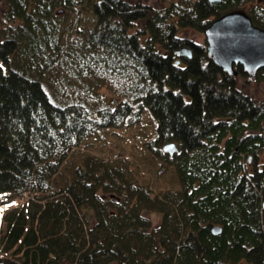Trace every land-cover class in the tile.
I'll return each mask as SVG.
<instances>
[{
  "label": "trees",
  "instance_id": "trees-1",
  "mask_svg": "<svg viewBox=\"0 0 264 264\" xmlns=\"http://www.w3.org/2000/svg\"><path fill=\"white\" fill-rule=\"evenodd\" d=\"M237 10L264 29V0H0L1 262L264 264V94L187 33Z\"/></svg>",
  "mask_w": 264,
  "mask_h": 264
},
{
  "label": "water",
  "instance_id": "water-1",
  "mask_svg": "<svg viewBox=\"0 0 264 264\" xmlns=\"http://www.w3.org/2000/svg\"><path fill=\"white\" fill-rule=\"evenodd\" d=\"M204 37L207 56L230 76L237 75L235 65H240L250 79H254L257 71L264 67V29L255 27L245 11H231L214 19L204 30ZM190 51L185 46L176 53L189 58ZM161 149L169 155L177 151L173 142L165 143ZM212 231L217 233L219 229L213 228ZM0 264L4 263L0 261Z\"/></svg>",
  "mask_w": 264,
  "mask_h": 264
},
{
  "label": "rangeland",
  "instance_id": "rangeland-1",
  "mask_svg": "<svg viewBox=\"0 0 264 264\" xmlns=\"http://www.w3.org/2000/svg\"><path fill=\"white\" fill-rule=\"evenodd\" d=\"M144 3L150 4L152 6L162 8L165 5H167L171 0H142ZM190 37L193 38L198 43H203L205 38L203 32L200 31H192L189 32ZM184 33V34H187ZM182 34V33H181ZM238 86L242 87L243 89L249 88L250 91H255V88L258 90V96L261 97L264 94V83L256 84L255 80H239ZM137 129L131 128V129H121L118 130L120 132V135H114V137L107 135L106 138H104L102 141L98 139H93L96 143L97 148L99 149V153L101 154H113L116 151H122L123 155L131 156L132 153L137 155L138 154V147H141L140 141H138V134L139 132L136 131ZM140 135V134H139ZM122 136V137H121ZM113 150V152L110 151ZM115 150V151H114ZM145 164H151V159L149 161V157L144 160ZM153 171L155 169L151 168ZM153 171L149 172V175L151 176L152 181H155L157 178L155 177ZM168 173H161L159 175V180L167 182Z\"/></svg>",
  "mask_w": 264,
  "mask_h": 264
},
{
  "label": "built area",
  "instance_id": "built-area-1",
  "mask_svg": "<svg viewBox=\"0 0 264 264\" xmlns=\"http://www.w3.org/2000/svg\"><path fill=\"white\" fill-rule=\"evenodd\" d=\"M5 207L7 206L8 207V204L6 203L5 205H4ZM3 209H0V224H1V222H2V218H3Z\"/></svg>",
  "mask_w": 264,
  "mask_h": 264
},
{
  "label": "flooded vegetation",
  "instance_id": "flooded-vegetation-1",
  "mask_svg": "<svg viewBox=\"0 0 264 264\" xmlns=\"http://www.w3.org/2000/svg\"><path fill=\"white\" fill-rule=\"evenodd\" d=\"M177 57H178V60L181 62V61H182V57H184V56H182V55H177Z\"/></svg>",
  "mask_w": 264,
  "mask_h": 264
}]
</instances>
